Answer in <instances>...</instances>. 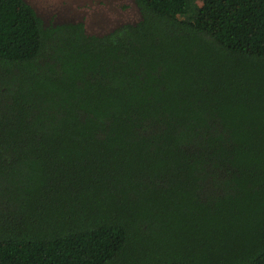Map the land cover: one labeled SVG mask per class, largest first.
Returning <instances> with one entry per match:
<instances>
[{"label":"trees","instance_id":"trees-1","mask_svg":"<svg viewBox=\"0 0 264 264\" xmlns=\"http://www.w3.org/2000/svg\"><path fill=\"white\" fill-rule=\"evenodd\" d=\"M134 1L0 0V264H264V0Z\"/></svg>","mask_w":264,"mask_h":264},{"label":"rangeland","instance_id":"rangeland-1","mask_svg":"<svg viewBox=\"0 0 264 264\" xmlns=\"http://www.w3.org/2000/svg\"><path fill=\"white\" fill-rule=\"evenodd\" d=\"M47 23L83 22L92 34H105L140 16L134 0H25Z\"/></svg>","mask_w":264,"mask_h":264}]
</instances>
